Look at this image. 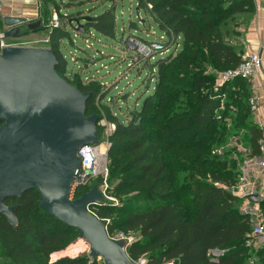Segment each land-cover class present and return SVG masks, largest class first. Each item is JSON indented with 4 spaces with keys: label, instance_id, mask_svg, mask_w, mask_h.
I'll use <instances>...</instances> for the list:
<instances>
[{
    "label": "trees",
    "instance_id": "obj_1",
    "mask_svg": "<svg viewBox=\"0 0 264 264\" xmlns=\"http://www.w3.org/2000/svg\"><path fill=\"white\" fill-rule=\"evenodd\" d=\"M39 1L40 17L43 22L48 21L51 9L58 3ZM105 1L109 7L98 15L81 17L83 13L77 11L66 16L70 21L65 27L74 31L75 21L85 18L83 32L75 33L92 32L98 37L116 40L117 2ZM87 2L66 0L62 5L66 9H78ZM136 8L155 21L164 34L162 40L167 49L181 41V50L175 57L167 56L152 65L159 74L154 92L126 123L118 122L107 110V120L115 124L108 138V187L117 194L129 188L139 191L123 199L120 207H103L100 203L91 205L89 210L101 221L117 216L107 225L109 234L115 231L139 234L140 239L127 251L132 261L144 256L148 264H247L251 256H259L263 262L264 250L250 251L245 246L251 231V217L240 211L243 201L229 191L236 184L239 171L223 177L208 165L207 158L195 157L178 189L172 190L171 174L160 161L161 154L175 147L176 139L181 136L198 137L207 133L208 142L200 150L209 151L210 147L224 142L230 129L235 135L249 133L251 154L258 155L260 131L251 121L247 81L231 80L214 93V76L205 73L207 67L224 72L241 63L243 46H234L230 40L239 36L237 17L254 14V0H137ZM66 36L63 27L48 32L47 48L57 60L55 71L80 92L90 94L85 116L97 115V88L73 85L67 73V62L60 50ZM177 96L181 97L178 102ZM186 96L192 98L186 99ZM222 98L227 102L223 106ZM169 106L168 117L158 124L155 137L146 133L147 125L154 123L157 114L165 113ZM227 118L232 122L230 128L225 123ZM215 183L223 187H216ZM88 189L83 188L77 197L86 194ZM5 204L17 206L14 211L17 224L14 227L0 215V264H96L86 256L50 261L76 235L79 237V231L40 209L37 190L28 191L21 198L8 199ZM213 251L221 255L212 256Z\"/></svg>",
    "mask_w": 264,
    "mask_h": 264
},
{
    "label": "water",
    "instance_id": "obj_2",
    "mask_svg": "<svg viewBox=\"0 0 264 264\" xmlns=\"http://www.w3.org/2000/svg\"><path fill=\"white\" fill-rule=\"evenodd\" d=\"M24 21L4 17L3 36L17 38V25ZM75 24L74 31L82 33L83 25ZM38 27L40 22L28 25L30 30ZM56 65L48 48L7 47L0 52V215L15 227L17 206H7L6 200L37 190L39 208L77 229L79 238L91 245V260L102 257L105 264H134L124 243L109 239L106 222L89 211L103 202L96 185L68 200L80 171L79 150L98 143L99 117L85 116L90 94L61 78ZM248 200L257 203L259 196Z\"/></svg>",
    "mask_w": 264,
    "mask_h": 264
},
{
    "label": "rangeland",
    "instance_id": "obj_3",
    "mask_svg": "<svg viewBox=\"0 0 264 264\" xmlns=\"http://www.w3.org/2000/svg\"><path fill=\"white\" fill-rule=\"evenodd\" d=\"M86 1L88 2L78 9H66L62 5L66 4V0H56L58 5H54L51 9V17L48 21L43 22L39 15L34 21L28 22L25 20L23 23L17 25L20 32L17 39L23 41L39 40L34 46L38 49L46 48L47 44L43 42V39L48 36L50 24L53 21L54 12H56V19L60 22V28L63 27L67 32L66 38L62 40L60 50L67 62V73H69V78L72 80L71 83L81 87L93 86L98 90V94L95 97V114L100 117L99 124L96 125L99 131L97 144H102L100 150L103 152L104 142L114 132L111 126L113 125L115 129V124L107 120V110L120 123H126L134 112L139 111L145 98L153 94L156 78L159 75L157 69H154L152 65L157 60L166 58L167 56L169 58L175 57L181 50V41L177 45H171L169 49L166 48L162 53L154 54L151 58L137 53L132 55L126 47L127 38L134 36L142 38L147 42H155L161 41L164 37V34L159 31L157 24L151 17L144 15L142 11L137 12V0H116L118 26V37L116 40L111 41L103 37H98L92 32L77 34L70 27H65L68 21H70L66 16L77 11L83 13L81 17L88 15L95 16L109 7V4L105 0ZM38 5L40 8L39 0ZM253 15L245 13L237 17L236 21L239 23V28L236 32L239 33V36L233 37L230 40L234 46H243L246 28L253 18ZM2 19L0 16V29L4 32L7 28L4 26ZM84 19H80L81 25L84 24ZM36 22H40V30L36 31L37 28L34 30L28 29V25ZM205 73L214 76L212 91L214 93L217 92L220 87L216 86V78L221 71H215L207 67ZM169 95L171 96L172 93H169ZM177 98L178 96L175 97V100L178 102L181 97ZM185 98L191 99L192 97L186 96ZM224 99L222 98L221 100L222 106L227 103L225 102L226 99ZM170 109L171 107L169 106L165 108V113L160 112L157 114L158 116L156 115L157 117H155L154 123H149L145 132L155 137L154 133L158 124L161 125L167 119ZM225 123L227 128H230L231 120L227 118ZM245 138H247L246 134L240 133V135H235L230 129L224 142L218 146L214 145L210 147L209 151L200 150L201 146L208 142L207 133L205 132L198 137L187 135L186 137L181 136L176 139L175 147L167 149L160 156V161L166 165L167 170L171 174L170 189H178L183 181L184 172L193 163L194 160L191 159L195 157L207 158L208 165L214 168L220 176H232L234 171H238L239 163H241L239 153L243 155V158L246 156V150L248 149L244 147L247 143ZM187 156H190V158H187ZM221 161L224 163L221 164ZM107 166L109 177L108 151ZM106 184L107 189H104L100 177L92 178L91 186L88 189L90 190L96 185L98 187V193L101 196L105 192L106 197H103L104 201L101 203L103 207H120L123 199L128 196H133L139 191L136 188H129L117 194L111 187H108V181ZM214 185L216 187H223L221 183H215ZM111 199L114 202L110 201ZM239 207L240 211L244 213V202ZM253 207L256 206L253 205ZM111 219H117V216L113 215V217L106 218L105 221H108L107 224L111 223ZM134 235L136 239H140L139 234L135 233ZM72 247L75 250H71ZM90 255L91 245L85 239L79 238L76 235V238L64 250L52 255L50 261L54 262L64 257L75 258L78 256H86L91 261L89 258L91 257ZM141 260L147 261L142 256L139 259L133 260V262L135 264H142L140 263ZM95 262L96 264H105L102 257L95 259Z\"/></svg>",
    "mask_w": 264,
    "mask_h": 264
},
{
    "label": "built area",
    "instance_id": "obj_4",
    "mask_svg": "<svg viewBox=\"0 0 264 264\" xmlns=\"http://www.w3.org/2000/svg\"><path fill=\"white\" fill-rule=\"evenodd\" d=\"M148 9H151L150 5H147ZM60 22L56 19V14L53 15V21L50 24L49 31L54 28H59ZM39 40L23 41L17 38H5L3 32L0 31V52L2 49L7 47H28L36 48L34 44L38 43ZM45 44H48V36L43 39ZM126 47L129 52L141 54L144 57H151L154 54L162 53L166 50L165 43L163 40L145 43L136 37H129L126 41ZM261 69V59L257 54L245 55L242 57L241 63L234 69L226 70L217 75L216 86L221 87L225 83L234 79H243L251 81L255 78V75ZM250 111L254 113L257 109V103L255 100L249 102ZM99 124V123H98ZM114 130V126H111ZM260 131V138L258 140L259 153L257 156H253L250 151L246 150V156L244 160L239 163L237 182L232 186L229 191L230 193L239 198L240 200L249 203V196L258 195L262 197L264 193V110L262 112V119L258 125ZM111 135V134H110ZM100 144H92L83 146L78 156L80 158V171L76 178H74L68 193V200L74 201L80 197H77V193L83 188H89L92 183V178L100 177L102 187L107 189L106 180L108 177V166H107V151L109 150L110 144L106 140L103 144L104 150L101 152ZM219 152V151H218ZM260 180L263 182L260 183ZM226 190L228 188H225ZM102 197H106L105 192ZM104 201V200H103ZM110 201H113L111 199ZM103 203V202H102ZM90 211V210H89ZM243 213V212H242ZM243 214L250 215L251 231L247 235L245 240V246L250 251H255L261 245H264V213L247 207ZM106 222V234L109 239L113 241H122L124 243V250L127 249L138 241L133 232L115 231L111 234L107 232ZM212 256H219L221 253L213 251ZM215 261V260H213ZM257 257L251 256L247 264H256ZM134 263V262H133ZM140 263L148 264L146 260H141ZM135 264V263H134ZM174 264V263H167Z\"/></svg>",
    "mask_w": 264,
    "mask_h": 264
},
{
    "label": "crops",
    "instance_id": "obj_5",
    "mask_svg": "<svg viewBox=\"0 0 264 264\" xmlns=\"http://www.w3.org/2000/svg\"><path fill=\"white\" fill-rule=\"evenodd\" d=\"M255 12L253 18L250 20L244 35L243 56L250 54H257L261 59V69L251 81H247L248 103L250 100H255L257 109L254 113L250 111L251 121L258 129V125L262 119V112L264 110V0H254ZM56 14V12H54ZM38 0H0V16L22 18L28 22L34 21L39 16ZM47 48V47H46ZM254 134V133H252ZM258 135V133H257ZM249 137V133L247 135ZM246 139V147L251 152L249 140ZM245 158V156H244ZM243 155L239 153L240 162L244 160ZM260 183L263 182L260 180ZM244 202V201H243ZM256 206V207H253ZM245 209L251 207L264 213V193L259 198L257 203L244 202ZM259 252L264 250V245L257 249ZM264 252L261 257H264ZM256 264H264L257 256Z\"/></svg>",
    "mask_w": 264,
    "mask_h": 264
}]
</instances>
